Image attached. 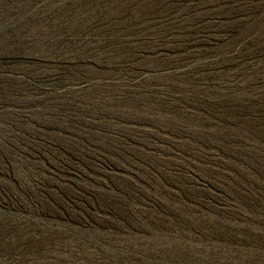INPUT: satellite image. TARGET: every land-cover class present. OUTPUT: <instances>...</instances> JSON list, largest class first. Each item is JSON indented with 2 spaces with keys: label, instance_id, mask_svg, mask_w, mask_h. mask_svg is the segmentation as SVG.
<instances>
[{
  "label": "rangeland",
  "instance_id": "1",
  "mask_svg": "<svg viewBox=\"0 0 264 264\" xmlns=\"http://www.w3.org/2000/svg\"><path fill=\"white\" fill-rule=\"evenodd\" d=\"M0 264H264V0H0Z\"/></svg>",
  "mask_w": 264,
  "mask_h": 264
}]
</instances>
